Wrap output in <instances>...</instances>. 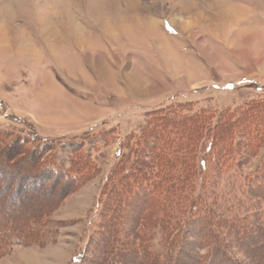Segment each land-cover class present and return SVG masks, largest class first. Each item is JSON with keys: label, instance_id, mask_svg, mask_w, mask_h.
<instances>
[{"label": "rangeland", "instance_id": "374dc122", "mask_svg": "<svg viewBox=\"0 0 264 264\" xmlns=\"http://www.w3.org/2000/svg\"><path fill=\"white\" fill-rule=\"evenodd\" d=\"M2 221L0 264H264V0H0Z\"/></svg>", "mask_w": 264, "mask_h": 264}, {"label": "trees", "instance_id": "16d2710c", "mask_svg": "<svg viewBox=\"0 0 264 264\" xmlns=\"http://www.w3.org/2000/svg\"><path fill=\"white\" fill-rule=\"evenodd\" d=\"M204 124L205 123V120H201V121H199V124ZM25 137H23L22 136V138H21V142L23 143L24 141H25V139H24ZM29 141H31V142H29V147H28V149L30 150V151H38V155H39V151L40 152H43L44 150H45V145L43 144V143H41V142H36V141H34V143H33V140H29ZM31 143H33V145H31ZM175 145H177V144H175ZM185 145V149H186V151L188 150L187 149V146H189L187 143L186 144H184ZM229 145V144H228ZM227 145V146H228ZM44 146V147H43ZM175 147H177V146H175ZM193 146L190 144V146H189V152L187 151L186 152V155H188V153L189 154H191V152H192V150H191V148H192ZM229 147V146H228ZM227 147V148H228ZM210 150H211V147H208L207 148V151H208V154H210ZM161 152V151H160ZM212 152V151H211ZM213 155V154H212ZM214 155H216V153H214ZM214 158H215V156H214ZM157 163V162H156ZM160 163H161V161L159 160L158 161V167L159 168H161V165H160ZM200 166H202V165H204V161L203 160H200V164H199ZM188 167H191V166H188ZM188 167L187 166H185V168L182 170V172L181 173H186L187 172V170H188ZM181 173H179L177 176H175L177 179L179 178V177H183L182 175H181ZM158 174V176L156 177V178H158L160 181L162 180V181H164L165 179H162V178H166V177H168V175L167 174H162V173H157ZM161 175H162V177H161ZM164 176H166V177H164ZM255 176V177H254ZM257 176H261V173L259 172V173H256L255 175H253V177H254V179L257 177ZM176 178L174 179V181L176 180ZM134 192V191H133ZM161 205V208H163V205L162 204H160ZM190 211V210H189ZM192 213H190L191 215L193 214V212L194 211H191ZM188 213V212H187ZM178 214H180V213H178ZM183 219V218H182ZM186 221V220H185ZM177 222V221H176ZM181 223H183V222H180V224ZM12 224V223H11ZM8 225H9V223H7V222H3L2 221V223L0 222V259H1V257H3L4 255H5V253H7L8 252V250L10 249V248H12V246L13 245H18V244H24V243H26V244H29L30 243V241L32 240L31 239V233L33 232V228L35 227V229H38L40 226H37V225H34V224H31V225H29L28 227H23L22 225L21 226H19V224H12V226L11 227H9V228H7L8 227ZM176 225H178V223H176ZM117 251V249L115 250V252ZM169 254H170V256H172V257H175L176 256V254H177V249H175V250H172V249H170L169 250Z\"/></svg>", "mask_w": 264, "mask_h": 264}, {"label": "bare ground", "instance_id": "6f19581e", "mask_svg": "<svg viewBox=\"0 0 264 264\" xmlns=\"http://www.w3.org/2000/svg\"><path fill=\"white\" fill-rule=\"evenodd\" d=\"M42 32L44 33L45 38L52 39V37H53L55 40H57L59 38L58 34H55L54 31H52L51 29H46L44 26H43ZM77 42H78V40H77Z\"/></svg>", "mask_w": 264, "mask_h": 264}]
</instances>
